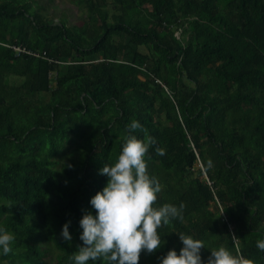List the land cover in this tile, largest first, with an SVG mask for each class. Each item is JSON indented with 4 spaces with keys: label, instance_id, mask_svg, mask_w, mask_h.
<instances>
[{
    "label": "trees",
    "instance_id": "16d2710c",
    "mask_svg": "<svg viewBox=\"0 0 264 264\" xmlns=\"http://www.w3.org/2000/svg\"><path fill=\"white\" fill-rule=\"evenodd\" d=\"M75 2L80 25L0 0V226L16 237L0 264H71L129 131L166 149H150L155 203L186 204L139 264L179 250V232L205 241V260L224 246L264 264V0Z\"/></svg>",
    "mask_w": 264,
    "mask_h": 264
},
{
    "label": "clouds",
    "instance_id": "9594fccd",
    "mask_svg": "<svg viewBox=\"0 0 264 264\" xmlns=\"http://www.w3.org/2000/svg\"><path fill=\"white\" fill-rule=\"evenodd\" d=\"M144 127L139 119L128 124L130 130ZM154 145L156 152L165 154L166 149L158 145L155 137L129 131L115 161L105 162L99 169L107 176V182L90 199L96 211L86 210L80 218L83 243L69 257L71 264H87L90 259H103L107 264H139L142 251L154 252L165 243L160 232L163 225L175 218L183 219L185 202L155 203L162 183L148 168ZM207 165L212 167L213 161L209 159ZM70 223L66 221L61 230L69 242ZM179 235L181 248H170L159 258V264H240V258L224 246L210 248L205 260L201 249L206 243L202 238L184 232ZM15 239L14 233L0 226V253L12 252ZM258 247L264 248V241H258Z\"/></svg>",
    "mask_w": 264,
    "mask_h": 264
},
{
    "label": "rangeland",
    "instance_id": "374dc122",
    "mask_svg": "<svg viewBox=\"0 0 264 264\" xmlns=\"http://www.w3.org/2000/svg\"><path fill=\"white\" fill-rule=\"evenodd\" d=\"M38 2L42 5V12L48 18L54 19L55 22H58L59 19L63 17L67 19L70 25H80L88 20L87 10L77 4L75 0H38ZM73 149H75V147L70 145L68 154L69 151ZM198 174L197 172V175ZM204 176L206 177L205 174ZM212 208L215 210L216 206L213 205ZM56 252L57 251L53 253L50 252V256L54 257Z\"/></svg>",
    "mask_w": 264,
    "mask_h": 264
},
{
    "label": "built area",
    "instance_id": "2783aa9c",
    "mask_svg": "<svg viewBox=\"0 0 264 264\" xmlns=\"http://www.w3.org/2000/svg\"><path fill=\"white\" fill-rule=\"evenodd\" d=\"M177 36L180 37V33H177ZM19 50H22L20 47H18Z\"/></svg>",
    "mask_w": 264,
    "mask_h": 264
},
{
    "label": "bare ground",
    "instance_id": "6f19581e",
    "mask_svg": "<svg viewBox=\"0 0 264 264\" xmlns=\"http://www.w3.org/2000/svg\"><path fill=\"white\" fill-rule=\"evenodd\" d=\"M193 13V12H192Z\"/></svg>",
    "mask_w": 264,
    "mask_h": 264
}]
</instances>
